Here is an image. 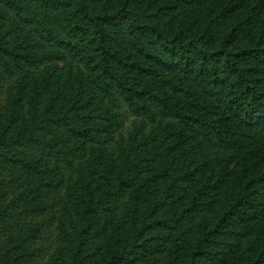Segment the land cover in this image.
Instances as JSON below:
<instances>
[{"label":"trees","instance_id":"trees-1","mask_svg":"<svg viewBox=\"0 0 264 264\" xmlns=\"http://www.w3.org/2000/svg\"><path fill=\"white\" fill-rule=\"evenodd\" d=\"M0 264H264V0H0Z\"/></svg>","mask_w":264,"mask_h":264},{"label":"rangeland","instance_id":"rangeland-1","mask_svg":"<svg viewBox=\"0 0 264 264\" xmlns=\"http://www.w3.org/2000/svg\"><path fill=\"white\" fill-rule=\"evenodd\" d=\"M56 66H57L56 67L57 69H55V74L57 75L56 81L61 82L65 79L67 70H66V67L64 64H59ZM54 68H55V66H50L48 69L50 71L51 69H54ZM129 122H130V119L127 120L126 122L122 123V125L119 124L118 127L113 130V132L111 133V137L113 138L114 141L118 140L125 133V131L128 128ZM221 156L225 157L226 159H230V158L234 157V152L232 150L231 151L227 150ZM233 165H234V162L231 164V166H233Z\"/></svg>","mask_w":264,"mask_h":264}]
</instances>
